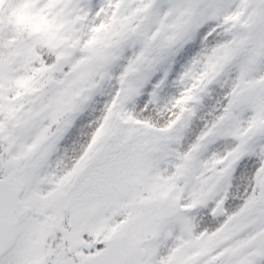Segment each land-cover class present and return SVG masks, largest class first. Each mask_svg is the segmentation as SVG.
<instances>
[{"label":"snow or ice","instance_id":"snow-or-ice-1","mask_svg":"<svg viewBox=\"0 0 264 264\" xmlns=\"http://www.w3.org/2000/svg\"><path fill=\"white\" fill-rule=\"evenodd\" d=\"M0 264H264V0H0Z\"/></svg>","mask_w":264,"mask_h":264}]
</instances>
